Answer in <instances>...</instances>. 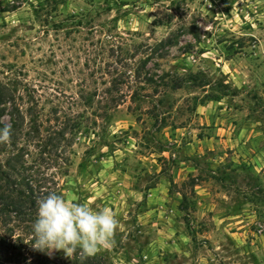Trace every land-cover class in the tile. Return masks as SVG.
<instances>
[{"label":"rangeland","instance_id":"374dc122","mask_svg":"<svg viewBox=\"0 0 264 264\" xmlns=\"http://www.w3.org/2000/svg\"><path fill=\"white\" fill-rule=\"evenodd\" d=\"M0 88L106 264H264V0H0Z\"/></svg>","mask_w":264,"mask_h":264},{"label":"trees","instance_id":"16d2710c","mask_svg":"<svg viewBox=\"0 0 264 264\" xmlns=\"http://www.w3.org/2000/svg\"><path fill=\"white\" fill-rule=\"evenodd\" d=\"M5 103L6 96L0 88V105ZM2 114L0 111V118ZM22 125L23 121L11 123L8 126L10 139L0 143V264H106L102 257L86 256L79 249L72 253L70 262L64 263L51 258L49 251L32 248V224L38 202L51 193L62 196L56 176L49 172L53 166L51 162L55 164L63 154L58 153V146L50 141L53 149L31 155L27 145H18ZM4 126L7 125L0 123V127ZM27 134L25 137L30 136V139L31 134ZM59 136L56 142L63 135ZM181 197L184 202L185 196Z\"/></svg>","mask_w":264,"mask_h":264},{"label":"clouds","instance_id":"9594fccd","mask_svg":"<svg viewBox=\"0 0 264 264\" xmlns=\"http://www.w3.org/2000/svg\"><path fill=\"white\" fill-rule=\"evenodd\" d=\"M10 135V127H0V143L7 142ZM119 227L118 219L107 207L96 210L51 193L38 202L32 248L45 253L62 250L66 256L79 249L92 256L114 243Z\"/></svg>","mask_w":264,"mask_h":264}]
</instances>
